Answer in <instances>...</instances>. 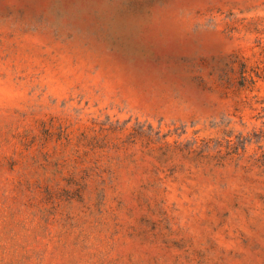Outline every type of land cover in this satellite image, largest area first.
<instances>
[{
	"label": "rangeland",
	"instance_id": "rangeland-1",
	"mask_svg": "<svg viewBox=\"0 0 264 264\" xmlns=\"http://www.w3.org/2000/svg\"><path fill=\"white\" fill-rule=\"evenodd\" d=\"M0 264H264V0H0Z\"/></svg>",
	"mask_w": 264,
	"mask_h": 264
}]
</instances>
